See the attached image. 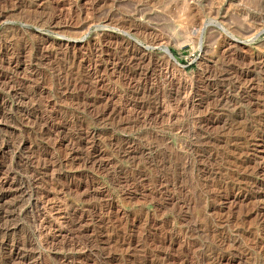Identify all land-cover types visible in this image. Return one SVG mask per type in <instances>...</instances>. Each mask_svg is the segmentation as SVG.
<instances>
[{
    "label": "rangeland",
    "instance_id": "rangeland-1",
    "mask_svg": "<svg viewBox=\"0 0 264 264\" xmlns=\"http://www.w3.org/2000/svg\"><path fill=\"white\" fill-rule=\"evenodd\" d=\"M0 264H264V0H0Z\"/></svg>",
    "mask_w": 264,
    "mask_h": 264
},
{
    "label": "water",
    "instance_id": "water-1",
    "mask_svg": "<svg viewBox=\"0 0 264 264\" xmlns=\"http://www.w3.org/2000/svg\"><path fill=\"white\" fill-rule=\"evenodd\" d=\"M166 50L168 51L169 55L171 56V58L174 60V56L173 54L171 53V51L169 50V48L166 47Z\"/></svg>",
    "mask_w": 264,
    "mask_h": 264
},
{
    "label": "bare ground",
    "instance_id": "bare-ground-1",
    "mask_svg": "<svg viewBox=\"0 0 264 264\" xmlns=\"http://www.w3.org/2000/svg\"><path fill=\"white\" fill-rule=\"evenodd\" d=\"M167 54L169 55L168 51L166 50ZM170 56V55H169ZM171 57V56H170Z\"/></svg>",
    "mask_w": 264,
    "mask_h": 264
}]
</instances>
